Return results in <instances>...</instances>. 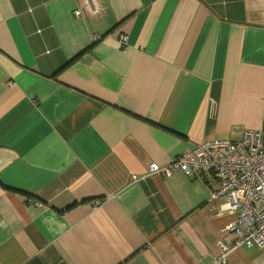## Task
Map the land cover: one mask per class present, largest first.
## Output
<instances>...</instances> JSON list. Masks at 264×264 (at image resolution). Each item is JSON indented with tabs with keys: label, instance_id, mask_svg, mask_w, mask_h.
<instances>
[{
	"label": "crops",
	"instance_id": "1",
	"mask_svg": "<svg viewBox=\"0 0 264 264\" xmlns=\"http://www.w3.org/2000/svg\"><path fill=\"white\" fill-rule=\"evenodd\" d=\"M247 129L264 0H0V264H210L225 201L148 167Z\"/></svg>",
	"mask_w": 264,
	"mask_h": 264
},
{
	"label": "built area",
	"instance_id": "2",
	"mask_svg": "<svg viewBox=\"0 0 264 264\" xmlns=\"http://www.w3.org/2000/svg\"><path fill=\"white\" fill-rule=\"evenodd\" d=\"M73 15L81 13L76 10ZM148 169L165 177L179 172L187 178L209 180L214 186L209 201H225L218 213L232 217L226 226L231 241L217 242L218 252L210 264H228L233 252L264 247V145L260 131L244 130L236 141L200 142L167 166L151 163Z\"/></svg>",
	"mask_w": 264,
	"mask_h": 264
}]
</instances>
